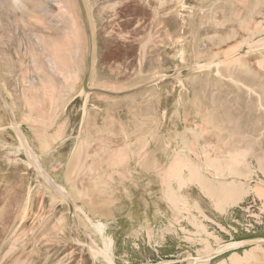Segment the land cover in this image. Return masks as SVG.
I'll return each instance as SVG.
<instances>
[{"label": "rangeland", "instance_id": "obj_1", "mask_svg": "<svg viewBox=\"0 0 264 264\" xmlns=\"http://www.w3.org/2000/svg\"><path fill=\"white\" fill-rule=\"evenodd\" d=\"M82 1L88 87L158 82L86 94L78 0H0V85L79 221L0 130V264H219L261 243L264 0Z\"/></svg>", "mask_w": 264, "mask_h": 264}, {"label": "water", "instance_id": "obj_2", "mask_svg": "<svg viewBox=\"0 0 264 264\" xmlns=\"http://www.w3.org/2000/svg\"><path fill=\"white\" fill-rule=\"evenodd\" d=\"M78 3L80 5L81 11H82V15H83V20H84V24L86 27V34H87V40H88V58H87V70H86V76H85V80L83 83V90L86 94H91V93H103V94H107L110 96H125L131 93H134L140 89L145 88L146 86H149L151 84H154L156 82H158L157 80L155 82H152L151 84H148L144 87L135 89V90H131L128 92H124V93H112L106 90H98V89H90L88 87V80L90 77V73H91V65H92V52H93V44H92V37H91V32H90V27H89V23H88V19H87V15H86V11H85V7L83 4L82 0H78ZM0 100L3 103L6 112L9 116L10 119V123H11V129L14 131V133L16 134L19 142L22 144L25 153L29 159V161L33 164V166L35 167V169L39 172V174L41 175V177L45 180V182L48 184V186L56 193L58 194L61 198H63L66 203L69 205V208L71 210V216L75 218L77 224L79 225V221L77 219V216L75 214V209H74V204L72 202V200L68 197V195H66L63 190L56 184L54 183V181L50 178V176L43 170V168L38 164V162L36 161L34 155L32 154L29 146L27 145V142L25 141L22 133L19 130L18 124L15 120V116L13 114L11 105L9 103V100L7 99L6 95L4 94V92L0 89Z\"/></svg>", "mask_w": 264, "mask_h": 264}, {"label": "crops", "instance_id": "obj_3", "mask_svg": "<svg viewBox=\"0 0 264 264\" xmlns=\"http://www.w3.org/2000/svg\"><path fill=\"white\" fill-rule=\"evenodd\" d=\"M11 104H12L11 108H12V111H13V114L15 116V120H16L18 126H20L21 128H24L25 123L23 121L24 120L23 118H26L24 116H27V115H24L22 108H19V107L13 105L12 102H11ZM2 106H3V111H4L5 121L7 123V126H6V128H2L0 130L1 131L2 130H7V131L10 130V131H12V133H14L13 130L11 129L10 119H9V116L6 112V109L3 105V103H2ZM24 111L27 112L26 110H24ZM26 133H27V130H26ZM0 161L2 162V159H0ZM5 171H7V172L10 171V168H6ZM263 243H264V239L261 240V243H257V244L252 243V244H248V245H244V246H239V247H237L236 250L244 249L242 251V253H237V251L234 253H231L227 259L221 261L219 264H264V244Z\"/></svg>", "mask_w": 264, "mask_h": 264}, {"label": "bare ground", "instance_id": "obj_4", "mask_svg": "<svg viewBox=\"0 0 264 264\" xmlns=\"http://www.w3.org/2000/svg\"><path fill=\"white\" fill-rule=\"evenodd\" d=\"M0 89H1V87H0ZM2 90V89H1ZM3 91V90H2ZM33 149V148H32ZM34 151V150H33ZM35 157V156H34ZM39 161V160H38ZM40 162H41V160H40ZM55 183V182H54ZM96 226H98V225H96ZM101 226V225H100ZM95 229V228H94ZM105 229V228H104ZM98 230V229H97ZM102 232V231H101ZM107 244V243H106ZM104 247V246H103ZM102 250H103V252H105V254L107 253V254H109L108 253V251L105 249V248H102Z\"/></svg>", "mask_w": 264, "mask_h": 264}, {"label": "flooded vegetation", "instance_id": "obj_5", "mask_svg": "<svg viewBox=\"0 0 264 264\" xmlns=\"http://www.w3.org/2000/svg\"><path fill=\"white\" fill-rule=\"evenodd\" d=\"M1 87V86H0ZM2 89V88H1ZM3 90V89H2Z\"/></svg>", "mask_w": 264, "mask_h": 264}]
</instances>
